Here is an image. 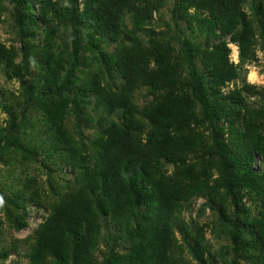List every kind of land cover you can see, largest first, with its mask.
Instances as JSON below:
<instances>
[{"label":"trees","instance_id":"obj_1","mask_svg":"<svg viewBox=\"0 0 264 264\" xmlns=\"http://www.w3.org/2000/svg\"><path fill=\"white\" fill-rule=\"evenodd\" d=\"M14 1L23 66L0 38V71L8 80L20 77L26 83L19 99L7 107L22 108L9 134L0 132V158L3 150L14 146L21 166L41 158L50 171L75 175L74 184L68 181L70 186L59 183V188L50 189L52 212L30 246V264H191L187 255L209 264L204 226L182 220L186 203L194 197L205 198L218 212L213 230L218 232L219 227L226 234L233 254L247 264H264V170L255 165L258 159L264 166V107H251L244 95L263 93L246 82L228 93L221 91L241 76L240 67L229 62L231 49L222 37L238 44L242 63L256 60L257 30L245 10L249 0L178 2L173 17L195 37V42L181 41L189 69L186 81L184 69L173 63L168 43L147 45L135 37L114 52L101 49L126 36L127 16L142 31L168 0H70L71 39L78 42L79 33L88 40V57L56 47L61 26L54 21L68 16L62 15L60 1ZM189 8L195 12L189 14ZM2 10L0 0V27ZM260 27L264 36V19ZM201 38L204 44L198 42ZM213 40L218 43L209 48ZM197 56L202 69L195 64ZM33 65L42 74L33 76ZM82 66L94 73L75 78ZM106 69L124 83L106 81ZM186 82L189 92L182 89ZM147 86L171 91L143 112L134 99ZM72 88L79 100L59 98ZM81 109L82 122L95 128L87 141L77 129H70L72 114ZM200 115L209 135L198 130ZM148 125L153 129L143 137ZM211 145L222 172L215 185L208 162L198 165L199 159L212 154ZM165 164L174 165V171L169 173ZM1 184L0 195L6 196ZM37 185L26 175L23 192L14 194L17 198L11 202L20 208L28 200L34 202ZM108 225L120 233L128 231L132 243L126 252L100 258L97 253L106 241L103 227ZM3 256L8 251L2 250Z\"/></svg>","mask_w":264,"mask_h":264},{"label":"rangeland","instance_id":"obj_2","mask_svg":"<svg viewBox=\"0 0 264 264\" xmlns=\"http://www.w3.org/2000/svg\"><path fill=\"white\" fill-rule=\"evenodd\" d=\"M61 4L62 15L65 12H68V16L59 17L60 19L55 20L56 26L59 27L56 47L59 46L62 49H68V52L71 53L73 50L80 51V57L89 56V42L85 38L82 39L79 33H76L78 42H75L71 38L72 35V24L70 23L71 17L69 16L70 10V0H58ZM180 0H168L164 8L159 12L154 14V18L148 23L142 31L137 28L134 23L132 16H127L125 18V29L127 31L126 36L120 39L116 43H109L103 45L101 49L104 52H114L117 48H120L122 45H129L135 37L142 39L147 45L151 44L154 41H160L168 43L172 46L173 49V63L179 65L184 69V79L188 78V65L184 57V52H182V40L193 41L195 42V37H191L190 31L186 24H182L181 21L177 22L173 17V12L175 6ZM3 10L1 18V27H0V38L2 43L6 47L15 51L16 54V63L19 66L22 65V45H21V36L19 34V28L16 23L15 16V1L14 0H2ZM68 5V6H66ZM35 10L39 11V6L36 3H33ZM81 8V6H80ZM264 0H249L245 10L251 19L254 22V26L257 30V45L256 49L259 48L261 51H264V36L261 32V22L264 19L263 11ZM79 27V26H78ZM198 32L196 31V34ZM222 40L235 45L231 49V53L239 59L238 66L240 71V79L232 82V86L225 89V93H228L230 90L238 87L241 88L244 82L247 83V69L244 67L245 63H242L240 58V49L238 44L231 42L230 37H222ZM31 41H33L31 39ZM204 44V38L198 40ZM218 43V40H213L209 44V48L214 47ZM228 44V45H229ZM40 45H43L41 43ZM205 45H202L201 48L204 49ZM248 64L255 63V65L260 69L261 73L264 74V62H261L257 58L255 61H248ZM195 64L198 68L202 69L200 56L195 58ZM105 70L104 66H101ZM31 68V67H30ZM98 69V65H97ZM41 69H37L35 65L30 69V73L33 76H36ZM89 71L91 74L94 73L92 68H85L84 66L79 67L78 70L74 73L75 78H81L87 74ZM42 73H39V75ZM38 75V76H39ZM106 81L115 83L117 85H122L124 81L119 78L115 73L109 72L106 69L103 74ZM27 76V75H26ZM37 76V77H38ZM35 78H33L34 81ZM239 82L238 84L236 82ZM26 80H22L20 77H16L13 80H8L4 75V71H0V132H3L4 135H8L12 128L16 125L12 123L15 116L20 115L21 108L16 106L14 111H10L9 105L12 103L15 104L14 99H19L21 93L24 91V84ZM189 83H183L182 89L188 91ZM257 89V92L264 94V86H254ZM171 90H155L149 86L143 87L135 93V103L139 109L145 112L146 108L149 107L152 103H155L157 100L168 97ZM189 92V91H188ZM258 92V93H259ZM263 94H248L244 93L248 104L253 108L264 107V95ZM70 98L79 100L76 95V91L72 89L64 90L61 98ZM87 101V99H85ZM6 105V106H5ZM200 112V108L197 109ZM83 110H80V113H73L70 118V129L74 132L77 129L82 134V140L87 141L90 137H93L95 134L94 126L86 127L80 118ZM142 118V117H140ZM113 120H118L116 117H112ZM13 125V126H12ZM224 128L227 125L223 126ZM152 126L148 125L142 134L143 137H146L151 131ZM198 130H202L206 135L210 134L208 129L207 122L204 121L203 117L200 115V124ZM228 132L223 133V139H228ZM21 137V135H20ZM6 142L3 141L2 145ZM11 146V145H10ZM14 146L10 147V150L4 151L2 157L0 158V182L1 185L5 188L4 192L6 196H2L5 200L3 207H0V252L2 250L8 251V256H3L0 258V264H30L28 259V252L30 246L35 241V235L39 228L46 222L48 217L52 212L51 206V193L50 189L52 187H58L59 183L62 187L70 186L74 184L75 175L68 171V173H61L59 171L52 172L49 169L45 168L41 163V158H33V163L28 166H21L19 154L16 152ZM212 154H209V157L199 159L198 165H201L203 161L208 162L207 166L211 174L212 184L215 185L216 181L221 180V165L220 157L211 145ZM211 156V157H210ZM10 161V162H9ZM255 165L259 167L260 170H264L263 164L257 159ZM202 166V165H201ZM212 167V168H211ZM165 169L172 173L175 169L174 165L165 164ZM29 175L33 179L38 181V185L35 188L38 189V196L34 202L28 200L25 206L21 208L16 204H13L10 199L12 197L17 198L23 192L22 181L25 180V176ZM70 183H69V182ZM61 189V188H60ZM35 191L36 189L33 188ZM31 191L26 197H29L34 191ZM223 191V190H222ZM28 192H26L27 194ZM17 196H15V195ZM25 194V195H26ZM223 195L226 197L227 203L231 204V198L223 191ZM182 220L190 225H195L196 223L200 226H204L205 235L207 239V245L211 251V258L207 254L205 255V260H208L209 264H247L239 256L233 254L231 248V243L226 236V234L221 232L219 227L215 232L216 223H218V212L208 203L205 198L194 197L186 203L183 211ZM103 235L105 237V242L100 246V251L97 255L100 258L106 257L110 252L114 253H123L126 252L131 246V239L128 236V231L120 233V231L115 230L113 225H108L103 227ZM179 237V234H176ZM104 255V256H103ZM187 259L191 264H201L199 261L194 260L187 255Z\"/></svg>","mask_w":264,"mask_h":264},{"label":"clouds","instance_id":"obj_3","mask_svg":"<svg viewBox=\"0 0 264 264\" xmlns=\"http://www.w3.org/2000/svg\"><path fill=\"white\" fill-rule=\"evenodd\" d=\"M68 6V5H66ZM189 14H193L195 12V8H189L188 9ZM229 49H233L235 45L229 44L228 45ZM256 56L258 59L261 60V62H264V51H261L259 48L256 49ZM229 62L231 64H239V59L235 55V53H230L229 55ZM244 67L247 69V83L250 86H264V74L261 73L260 69L255 65V63L248 64L245 63ZM228 86L231 87L232 83L227 82ZM237 84L239 83L238 81L236 82ZM222 92L225 91V89H221ZM5 204V200L2 196H0V207H3Z\"/></svg>","mask_w":264,"mask_h":264}]
</instances>
